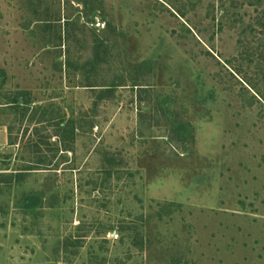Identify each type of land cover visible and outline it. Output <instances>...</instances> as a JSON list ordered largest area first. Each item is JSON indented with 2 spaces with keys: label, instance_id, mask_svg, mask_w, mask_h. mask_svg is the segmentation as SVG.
Segmentation results:
<instances>
[{
  "label": "rangeland",
  "instance_id": "obj_1",
  "mask_svg": "<svg viewBox=\"0 0 264 264\" xmlns=\"http://www.w3.org/2000/svg\"><path fill=\"white\" fill-rule=\"evenodd\" d=\"M0 264H264V0H0Z\"/></svg>",
  "mask_w": 264,
  "mask_h": 264
},
{
  "label": "trees",
  "instance_id": "obj_2",
  "mask_svg": "<svg viewBox=\"0 0 264 264\" xmlns=\"http://www.w3.org/2000/svg\"><path fill=\"white\" fill-rule=\"evenodd\" d=\"M24 98H25L24 95L21 94V96L18 99L23 100ZM61 130H62V132L59 133V134H56V135L59 136V138H61V140L63 141V140H65V133L68 130L67 125H65L64 127H61ZM11 144H15V143L12 142ZM64 144H65V141H64ZM63 150L64 151H71L72 150V147L66 145V147L64 146V149Z\"/></svg>",
  "mask_w": 264,
  "mask_h": 264
}]
</instances>
